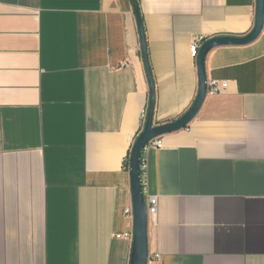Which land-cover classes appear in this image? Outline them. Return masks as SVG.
Segmentation results:
<instances>
[{"label": "crops", "instance_id": "obj_1", "mask_svg": "<svg viewBox=\"0 0 264 264\" xmlns=\"http://www.w3.org/2000/svg\"><path fill=\"white\" fill-rule=\"evenodd\" d=\"M137 3L162 125L196 99L191 43L248 35L257 2ZM204 64L226 91L143 153L148 264H264V27ZM148 105L132 0H0V264H129Z\"/></svg>", "mask_w": 264, "mask_h": 264}, {"label": "water", "instance_id": "obj_2", "mask_svg": "<svg viewBox=\"0 0 264 264\" xmlns=\"http://www.w3.org/2000/svg\"><path fill=\"white\" fill-rule=\"evenodd\" d=\"M134 12L136 15L137 26L139 29L141 52L144 61V67L149 84V105L148 114L143 129L136 137L129 158V175L132 197V247L129 264H148L149 244H148V224L149 216L147 213L146 201L141 179V158L144 148L150 140L161 137L166 134L174 133L185 129L199 112L206 98L207 76L205 72V57L207 53L219 46H243L258 38L264 27V0H256V13L254 27L252 31L244 37H213L204 41L199 48L196 57L197 75H198V93L191 107L175 121L154 125V107H155V86L151 75L148 58L145 35L141 23L139 7L137 0H132Z\"/></svg>", "mask_w": 264, "mask_h": 264}, {"label": "built area", "instance_id": "obj_3", "mask_svg": "<svg viewBox=\"0 0 264 264\" xmlns=\"http://www.w3.org/2000/svg\"><path fill=\"white\" fill-rule=\"evenodd\" d=\"M204 41H205L204 38L199 37L191 43L190 55L192 58L196 59V57L198 55L199 48L201 47V45ZM206 86H207L206 97L207 96H215V95H219V94L224 93L228 87V83L226 81L210 79V80H207ZM147 114H148V107L145 108L144 110H142L141 115H140L142 129L144 127V124H145V121L147 118ZM162 147H163V144H162L160 137H156V138L149 141V143L144 148V152L147 151L148 149H151V148L161 149ZM126 161H127V159H126ZM140 170H141L142 184L144 187V176H145V170H146V161L143 158V155L141 158ZM146 207H147L148 216L149 217L154 216L156 214V211H157V199H156V197H153V196L148 197L146 200ZM126 213H127V215H129L132 218V207L127 209ZM121 236L132 238V233L126 234V235H117L116 237L119 238ZM154 257L159 258L158 255H154Z\"/></svg>", "mask_w": 264, "mask_h": 264}, {"label": "trees", "instance_id": "obj_4", "mask_svg": "<svg viewBox=\"0 0 264 264\" xmlns=\"http://www.w3.org/2000/svg\"><path fill=\"white\" fill-rule=\"evenodd\" d=\"M129 158H130V153H129L128 157H127V161L125 162V169L127 171H129Z\"/></svg>", "mask_w": 264, "mask_h": 264}]
</instances>
